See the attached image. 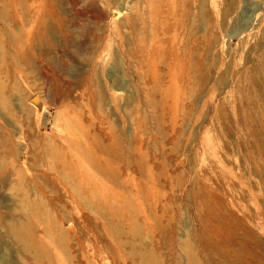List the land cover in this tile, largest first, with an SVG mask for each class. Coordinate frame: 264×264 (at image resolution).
<instances>
[{
	"label": "rangeland",
	"instance_id": "374dc122",
	"mask_svg": "<svg viewBox=\"0 0 264 264\" xmlns=\"http://www.w3.org/2000/svg\"><path fill=\"white\" fill-rule=\"evenodd\" d=\"M193 1L141 0L133 27L125 17L128 0H0V9L13 18L7 27L17 30L37 18L55 23L51 49L26 38L30 59L20 55L0 25V98L11 107L0 105L5 134L0 155L14 185L11 190L0 182V223L27 221L20 202L12 199L11 193H18L42 204L43 217L35 223H79L69 234L71 264H147L135 251L140 245L153 253L148 264H193V255L198 264H223V251L240 264H264V181L256 174L264 170L257 153L264 131L228 108L234 119L225 132L227 147L212 149V122L217 107L233 94L232 76L221 83L200 82L189 66L196 56L205 71L212 70L217 57L236 47L254 15L263 14L264 0H224L227 7L234 6L223 27L209 0L214 16L207 30ZM247 53L251 62L237 64L249 73L264 55V43L252 40ZM170 86L175 106L165 92ZM199 107L204 114L197 120ZM68 118L97 144L86 148L96 152L99 166L86 159L79 144L72 151ZM115 138L122 146L115 142L112 152L108 145ZM50 145H57L76 167L77 182L87 185V194L90 188L95 191L90 200L100 193L107 197L104 216L83 208L77 195L72 206L55 203L45 180ZM112 221L123 227L117 246L106 232ZM133 221L142 225L144 240L131 233Z\"/></svg>",
	"mask_w": 264,
	"mask_h": 264
},
{
	"label": "bare ground",
	"instance_id": "6f19581e",
	"mask_svg": "<svg viewBox=\"0 0 264 264\" xmlns=\"http://www.w3.org/2000/svg\"><path fill=\"white\" fill-rule=\"evenodd\" d=\"M100 1H106V0H100ZM140 1L141 0H128V5L126 8L127 12L125 13V17L128 18V20L131 23V26H133V27H135V25H137L136 19L141 14V2ZM194 1L197 4L198 16H199L200 21L202 22L201 24L203 25L204 29H206V30H207V27L210 23L212 16H214V15L220 21L219 22L220 27H223L225 25L226 21L229 19V16L231 13V8L234 6V5H231L230 7H227L224 4V0H214L215 9H214V13H213L214 15H212L210 13V11L208 10L209 9L208 8L209 0H194ZM153 2H155V1H153ZM185 2H186V0H185ZM167 3H168V1H167ZM170 4H171V1H170ZM181 5L183 6V4H181ZM185 5L186 4L184 3L183 7H185ZM170 7H173V6L170 5ZM163 9H161V11ZM44 17H46V16H44ZM157 17H156V20H157ZM161 18H163V17H160V19ZM252 19L254 21L251 24V26L249 25L250 27L247 29H244V31L241 33V35L238 36L239 40L237 42L236 47L233 49H228V51L225 53L224 57H217L216 59L214 58L215 61H214L212 70L205 71L202 67V64L200 63L199 58L196 57L195 55H194L195 58L192 59L191 65H189L194 70L193 72L196 73L195 78H197V80H199L200 82L206 81L208 79H215L216 82H220L222 80L224 81L223 78L227 79L229 76H232L230 83L233 87V91H232L233 94L226 96L224 101L219 106L217 105L218 106L217 107V113H216V115L213 119V122H212L213 135L211 137L210 144H211L212 149H214V150L222 151L223 149L225 150V148L227 147V139L225 136V132H226V129L230 128V125H232L230 120L234 119V118L230 117L229 114H227L226 110L228 108L230 109V112H237L241 115V117H242V114H245L246 117L248 119H250L257 126L258 132L264 131V55L260 58H257L256 64H254L253 66L250 67V70H249L250 74L248 73V71H245V72L242 71L243 68L240 70L238 67V64H237L239 60L250 61L251 56L249 53H247V50H248V47H249L250 43L252 42V40L258 39L260 42L264 43V25L262 23V19L264 22V11H263V14H261V15L260 14L254 15V17ZM7 20H13V18L9 16L6 9H4V8L0 9V25L5 26L7 28V33L9 35V37L19 46V53L23 58L30 59L32 57V49L26 43V38L28 36H30V38L32 40H34L38 43H46V45H49L48 46L49 49L52 48V44H51V40H50L51 37L49 36L50 35L49 33H50V31H52L55 28V23L52 22L51 20L48 21L44 18H39V19L37 18L35 24L30 25L29 22L28 23L26 22V23H23L24 26L22 28H19L17 30L12 28L11 26L7 27V25H6ZM163 20H164V18H163ZM164 22H165V20H164ZM157 23H158V21H157ZM159 23L162 25L161 21ZM154 24L156 25V23H154ZM165 25H167V24H165ZM158 26L159 25L157 24V27ZM162 26H164V25H162ZM162 26H160V27H162ZM164 27H166V26H164ZM167 30H165V31H167ZM162 31H164V30H162ZM164 33H166V32H164ZM170 38H172L173 40H176L172 36H170ZM176 38H178V37L176 36ZM166 39H167V37H166ZM163 41H165V39ZM164 44H166V42L163 43V45ZM170 46H172V45H170ZM186 46H188V45H186ZM170 48H173V46ZM184 48H185V46H184ZM188 48L190 49V46H188ZM197 48L198 47L196 46L195 49L194 48H192V49H193V51L195 50V52H197L196 51ZM171 50H173V49H171ZM190 51H192V50L190 49L189 52ZM182 53L184 54L185 52H182ZM192 53L190 52L189 54H191L192 57H194L193 54H195V53H193V54ZM163 54H164V52H163ZM178 56L179 55H177V57ZM174 57H172V58H174ZM183 57H185V55H183ZM183 57L179 56L178 59L182 62L184 60ZM190 58H191V56H190ZM171 60L172 59H170L169 61H171ZM165 62L169 63L168 61H165ZM165 62H164V64H165ZM183 62H185V61H183ZM166 65H168V64H166ZM180 65H181V63H180ZM169 66L171 67L173 65L171 64ZM182 67H184V66H182ZM174 68H176V67H174ZM193 75H195V74L193 73ZM1 85L2 84L0 81V86ZM165 92L169 95V97L172 96L171 97L173 100L172 105L175 106V104L177 103V97L175 95L174 87L170 86L168 89L165 90ZM166 93H164V94H166ZM168 95L165 97H168ZM1 98H0V105H2L4 107L7 105V102H6L5 98H2V99ZM163 101L166 102L165 99ZM163 101H161V102H163ZM21 103H23V102H21ZM159 104L161 106V103H159ZM159 104H158V106H159ZM164 104H166V103H164ZM8 105H7V108L10 107V104H8ZM21 106H23V104H21ZM11 110H9V111L11 112ZM6 111H8V110H6ZM203 114H204V110L202 107L196 108L195 118L197 120H200V118H202ZM240 115H237V116L239 117ZM67 121H68V126H69L68 128L72 134L71 138H70V143H69L72 151H74L73 150L74 149L73 144H75V143L79 144L82 147V149H84V151H87L86 146L88 148H89V145L96 147L97 144L94 141L91 142L90 139L87 136H85V134L82 131H80V129H79V127H78V125L74 119L68 118ZM0 134H1L0 135V148H1L2 147V144H1L2 139L1 138H3L5 136V134L2 131H0ZM116 137H118V136H116ZM119 140L120 139L115 138V140H113L114 142L113 143L111 142L112 143L111 146H110V143H109V145L107 144L109 147L106 146L105 144L104 145L112 150L115 147L113 144H115V142L118 144ZM99 145H101V144H99ZM120 145L118 144L117 146H119V148H120ZM99 147H101V149H102V146H99ZM49 148L51 151L50 155L52 157V162H51V165L49 168V175L45 180H46V182L50 188V192H52V195L54 196L55 203L60 207H66V205L72 206V205H74V198L78 196V198H80V199H78V198L77 199H78V201L79 200L82 201L80 203L82 204L81 206H83V208H87L89 210L91 209V211L96 212V214L104 216L106 213L107 204H108L107 197L101 193L99 195L98 194L99 192L97 191L98 193L96 192L95 194L99 195L98 198L100 200L98 198H97L98 200L93 199L95 202L90 200L89 195L93 191H91V188H90V191H89L90 193L87 194L88 193L86 191L87 185L82 186V185L78 184L79 182H77V179H76L77 174H75V170H74V168H76V167H74V165L69 160H67L66 156L63 155V153L59 150L57 145H50ZM109 149L106 148L105 150L109 151ZM118 149H117V151H118ZM259 149H260V151L257 152L258 156L261 160L264 161V143L262 145H260ZM84 151L80 150L78 152L80 153V155L83 156ZM113 151L114 150H112V152ZM2 158L3 157L0 155V182H2L3 185H5L9 189H11L14 185H13V182H10L9 178L7 177L8 170L6 167V162ZM86 159H88L91 163L92 162L95 163V165H97V166H99V164L101 163L96 152L93 151L92 149L88 150L86 152ZM86 163H88V162H86ZM86 163L85 162L83 163L84 166H86ZM261 170L263 172H261V173L258 172L256 174H258L260 176V178L262 179V181H264V170L263 169H261ZM99 172L103 173L102 170ZM84 180H86V179H84ZM84 180H83V182H86ZM262 190H263V188H262ZM94 192H93V195H94ZM11 194H12V199H15V200L20 202L22 212L27 216V221H20V222L12 221L9 223H0V232H2L4 237L10 238V240L4 239L2 236L0 238V264H71L70 263L71 257H70L69 234L71 233V230L73 228H75L79 223H68V227L64 226L65 223L55 222V220L54 221L50 220V223H35V221L38 222L43 217V213L41 210L42 204L37 203V202H33V199H31L30 196H27L24 194H22V195H19L18 193H11ZM95 196H93V197H95ZM192 197L193 198L196 197V194L194 193L192 195ZM96 200L99 202L96 203ZM128 204L129 203L126 202V203H124V206L127 207V206H129ZM74 207H77V206H74ZM77 208L79 209V207H77ZM76 210L77 209H75V211ZM88 217H89V214H88ZM86 221H87V219H86ZM39 225H41L43 227L42 233H39L38 232L39 230L37 231V227H39ZM78 226H80V225H78ZM142 228H143L142 225H140L138 222L133 221L132 225L130 227V231L134 236L138 237L141 240V238L143 237V234H144L142 231L143 230ZM106 232H108V235H111V237H113V241H114L113 244L116 246L118 243L117 238L118 237L121 238L120 235L122 233H124L122 224L118 223V222H114V221L108 223V226L106 228ZM0 235H1V233H0ZM15 248H17V249H15ZM133 248H135V247L133 246ZM118 249L120 250V248H118ZM135 251L139 254V256H141L142 261L146 262L147 264L153 259L152 251L150 249L143 248L142 245L136 246ZM15 254H17V255H15ZM193 256H192L193 264H198L196 259H195V256L194 257ZM220 258H221V262L223 264H240L238 261H235L232 258L230 259L228 257V255H226V253H224V251L221 252ZM71 262H72V260H71Z\"/></svg>",
	"mask_w": 264,
	"mask_h": 264
}]
</instances>
